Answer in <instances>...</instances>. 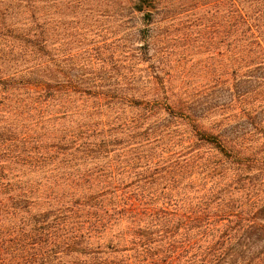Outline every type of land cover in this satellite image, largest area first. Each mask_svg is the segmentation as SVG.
Here are the masks:
<instances>
[{
    "label": "trees",
    "instance_id": "trees-1",
    "mask_svg": "<svg viewBox=\"0 0 264 264\" xmlns=\"http://www.w3.org/2000/svg\"><path fill=\"white\" fill-rule=\"evenodd\" d=\"M164 2L0 0V264H264V0Z\"/></svg>",
    "mask_w": 264,
    "mask_h": 264
},
{
    "label": "rangeland",
    "instance_id": "rangeland-1",
    "mask_svg": "<svg viewBox=\"0 0 264 264\" xmlns=\"http://www.w3.org/2000/svg\"><path fill=\"white\" fill-rule=\"evenodd\" d=\"M230 0H165L163 6L172 11L169 18L173 28L218 29L231 24ZM169 23V22H168ZM210 54L198 56L208 59Z\"/></svg>",
    "mask_w": 264,
    "mask_h": 264
}]
</instances>
